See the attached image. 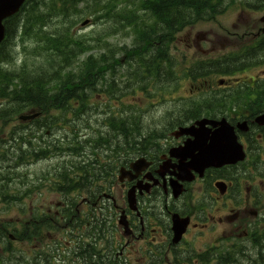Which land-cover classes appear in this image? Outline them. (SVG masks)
<instances>
[{
	"label": "rangeland",
	"instance_id": "rangeland-1",
	"mask_svg": "<svg viewBox=\"0 0 264 264\" xmlns=\"http://www.w3.org/2000/svg\"><path fill=\"white\" fill-rule=\"evenodd\" d=\"M45 1L48 2V0ZM94 1L96 0H89V2L87 1L78 4L77 9H79L80 13H77L74 10H70V12L66 16H63L57 14L56 12H53L51 18L49 20H46L47 25L44 27L45 31L56 32L60 30L59 32H63V30L61 29H63L64 27H69L71 33L78 37L81 36L82 39L86 40V42L91 45L90 53L94 54L95 56H99L102 53L108 52L110 48L117 47L118 50L122 47V45L131 46V34H133V31L130 29V27L122 29L120 22L116 21L114 18L110 16L101 17L105 10L100 4H104L105 2L97 0V3H95ZM112 1L113 0H106V3ZM248 1L254 0H224L225 7L223 8V12L216 17L215 21H203L197 23L193 26L185 28L177 34L178 39L176 41V46L171 45L170 48L175 55L174 61L176 63L175 65L177 68V76H180V80L183 79L184 70H186V67H188L189 65H192L193 63L200 60L220 57L221 55L236 50L237 46L240 44L239 38L241 37V35L246 31L254 32L256 30V27L259 25V17L264 12V6H248ZM23 15L24 12H22V16ZM44 28L43 26L37 27L34 24H30L29 31L31 33L29 35H24L21 38L16 37L13 39V41L16 42V46L14 49V51L16 52L14 53V60L12 62H7V65L9 67L8 69L14 71L15 75L17 76L14 80L15 85L20 84L19 79L20 77H22V75L28 72L32 73V71L37 70L42 72L45 68V66H42V69H38V65H40L41 63L37 64V62L44 60V58L46 57V53L43 52L42 54H40V52L38 53V50L36 49L38 40V35L36 32L39 29L44 30ZM196 33H206L209 37V40L206 42H202L199 47H197L196 45L189 47L188 42L189 44L191 43L192 37H194ZM52 54L55 55L53 57V64L57 66L62 58L59 57L56 52H54V49ZM86 55L87 54H84L82 58H85ZM118 56H121V54H119ZM9 60L10 57L7 58V61ZM24 60L26 62L25 65ZM263 71L264 62L259 65H253L251 66V69L235 73L234 75H223L221 73L213 72L208 77V81L211 84L209 90H219L217 82L219 78H227L231 83H235L239 80H247L250 77L262 75L264 74ZM44 75V78L42 80L40 79L41 85H43L44 80L48 78L47 74ZM186 83L187 80L182 81V90L180 91V94L188 97L191 95V93L189 91V85ZM121 87V90L118 91L117 87L110 94L105 91V88L103 86L99 87L98 90H93L91 92L89 99L92 102V106L94 108L90 110L87 109L78 120L82 124L79 132L80 139L92 137L95 140L96 138H98V136H104L108 139L111 138L112 145L114 144V141H116L117 139L119 140V135H115L113 132L114 128H109L107 125H105L107 124L105 118L113 112L117 113L120 107V103L122 102H131V104L140 106L143 111H145L141 117V121L146 127L149 126V124H153L152 121L154 119L156 120L157 116H159L163 112V110L167 111L169 109L167 103L164 107L154 108L153 110L142 91H139L135 94L129 93L131 85L128 82H123L121 84ZM15 94H18V92H12L11 94H9V96L11 97ZM20 98L21 96H16V98H14L15 102H12L11 105H20L22 103L21 100L25 99ZM4 106H8V103L6 101L0 103V109ZM171 106H173V102L171 103ZM18 115V113L14 114L11 117L12 119L7 122L6 126H3L0 129V132L4 131L1 138L9 137V131L12 130L14 131V138L18 140H13L12 143L11 140H6L5 142L0 140V146L3 150L8 149L10 147V143L14 145V147L9 148L6 157H0V171L2 173H6L7 171H16L19 174L16 176V178L11 175L12 178L10 180L3 178V175L0 174V189L7 190V192H9L10 194L20 193L22 194V198L21 200L17 201L5 202L4 197L0 196V220H25L27 218V215L26 213L22 212L21 207H23L28 212L30 210V206L39 207L47 205L52 196V190L49 188V185L45 184L41 189L33 191L31 196L23 195L28 189L29 184H33L32 182L36 179L35 173H38L39 176L44 175L46 167L50 163V160L41 159L38 161L29 160V162H19L20 160L29 159H18V157L16 156L17 154L21 153L20 150L15 148L19 143V136L24 135L27 136V138L32 139L34 132H36L37 136L39 137L41 135V131L39 129L36 130V127L34 129H23L21 127L22 122H20V120L18 119ZM0 124H2V121L0 122ZM120 124L124 126V122H120ZM128 133H132L130 128L127 129V134ZM64 136V123H62L61 126L58 125L54 128V133L48 130V128L43 130V136L39 141L42 145H46L47 142ZM123 140L124 138L120 139L119 141L122 142ZM100 148L103 149L106 153H109L108 148L102 146H100ZM62 157L68 159L72 158L69 151H65V154ZM73 157L75 159V155H73ZM262 158H264V154L262 155ZM60 159L61 158H56V160L52 161L55 162L59 161ZM75 161L77 160L75 159ZM15 163L18 164V166L14 165ZM251 168L254 172H264V161H258ZM116 195L118 196V192L116 193ZM261 201L264 206V197L261 199ZM227 223L231 224L232 222ZM11 225L13 226V224ZM210 242L206 241V243L196 246V250H200L202 248L205 249L207 244H209ZM27 246L28 245L24 247L28 248ZM244 250L246 251V255H248L255 249L252 246H248L247 248H244ZM190 251L193 252L192 249ZM203 251L204 250H200V252ZM16 252L18 251L16 250ZM192 256L193 258L191 260L195 258V254H192ZM137 258L138 257L129 258L130 263L145 264L139 258ZM245 258L248 259V256ZM166 259L167 261L162 260L160 264H170L168 261L169 258L166 257ZM254 264H257V262L255 261Z\"/></svg>",
	"mask_w": 264,
	"mask_h": 264
},
{
	"label": "flooded vegetation",
	"instance_id": "flooded-vegetation-1",
	"mask_svg": "<svg viewBox=\"0 0 264 264\" xmlns=\"http://www.w3.org/2000/svg\"><path fill=\"white\" fill-rule=\"evenodd\" d=\"M176 128V127H175ZM175 128H165L160 134L156 141L147 142L142 144L143 149L139 154H130L127 152V158L123 165L128 169L125 177L122 180L117 181L114 177V173L109 175L106 179V186L101 190L103 194L104 202L101 206V225L105 228L111 218L107 214H114L116 212H123L125 219L129 225L128 232L126 234L117 233L116 239L121 241L123 244L117 253L113 256L125 255L132 256L139 252L138 248L144 253L148 261H157L162 258L161 253L164 251V246L167 250L175 249L182 243L191 242L186 239L188 233L192 229H197L196 225L200 224V230L206 232L207 236L205 240H211L213 227H217L223 223L232 222L228 227L223 225L219 228L220 234L225 236L228 231L230 233L237 234L240 238H246L248 234L247 223L245 221L248 213H253L251 209H242L236 207H228V203L225 202L223 209L228 210L223 214V217H217L214 219L217 221L216 224H212V214L210 209L207 207L206 195H211L213 192L216 197L219 198L218 191L213 188L214 181L210 184L211 190H208L211 176L210 174H204V178L196 177L193 181H181L183 192L176 196L174 195L176 189L175 179L178 176L183 177V173L180 166L189 163V157L182 158V156H188L186 154H172L170 151L183 144V142L189 138V135H183L175 137L172 133ZM259 130V129H258ZM264 130L258 131V137L264 136ZM249 135H243V139L246 142L247 148L249 147ZM137 157L145 158L146 166H140L137 169L131 170V163L137 159ZM141 164V163H140ZM139 164V165H140ZM138 165V166H139ZM137 166V167H138ZM224 169H221V175L219 180L226 182L227 193L230 200L235 201L238 197H241L242 193V181L243 179L237 178L235 175H228L226 172L222 173ZM172 179V180H171ZM171 180V183H170ZM174 180V182H173ZM215 180V179H214ZM173 182V184H172ZM120 186L119 190L116 191L115 187ZM133 189V190H131ZM246 194H250V186L244 188ZM90 192V191H88ZM118 192V196L116 193ZM129 192L134 193L135 203L131 205L128 194ZM99 194L92 201L87 196L81 197L76 202L75 211L79 220L71 225L68 223H59L54 220L53 216L49 217L50 221L45 223V244L41 246V243L34 245L36 253L30 260L29 264H67V253L72 251L76 247L78 253L79 247L83 244L84 240V224L81 219V208L89 202L93 205L99 203ZM67 201H58L54 204L56 206L63 205ZM197 202V205L195 203ZM62 206V207H63ZM134 207L136 210L132 209ZM51 211V209H49ZM54 213H59L55 211ZM179 213L182 217L190 218V225L187 228L186 233L177 246L172 243L173 239V228H172V217L173 214ZM88 224V223H87ZM60 227L65 229L60 232H52L51 227ZM70 227L71 233L68 238L67 228ZM86 233H90L86 231ZM13 234L14 237L11 235ZM103 234L114 240L113 233L103 230ZM252 234V233H251ZM36 239V238H34ZM23 243L24 239L17 238V235L10 233L8 229L4 227L3 223H0V264H21L20 258L13 257L12 262L7 256L10 253L9 245L12 249L13 242ZM82 252V251H81ZM114 252V245L106 250V255L103 256V260L111 257ZM185 253H182L184 257ZM23 264V263H22Z\"/></svg>",
	"mask_w": 264,
	"mask_h": 264
},
{
	"label": "trees",
	"instance_id": "trees-1",
	"mask_svg": "<svg viewBox=\"0 0 264 264\" xmlns=\"http://www.w3.org/2000/svg\"><path fill=\"white\" fill-rule=\"evenodd\" d=\"M57 1H69L71 5H76L82 0H50V6L55 8ZM116 4H120L119 2H116ZM132 9L127 10L126 13L127 16L130 17L131 22L134 23V26L136 27L139 23L141 25L144 24L145 20L139 13L142 9L154 16L158 22L160 23V26L158 29L154 32H148L146 37L144 34H140L141 40L146 41V39H149L151 42L155 41L156 38H160L162 41V45L166 43V40H170L172 37L173 29L176 25H178V28H182L187 24H190L192 22L201 20V19H207L211 20L216 17L217 14L221 12V9L223 7V0H142L138 2H133L130 6ZM32 8V7H30ZM121 13V14H122ZM38 18V14L35 15L31 11L27 13V15L23 18L19 17V15H15L14 17L7 20V38L6 40L0 45V99H6L8 106H4L0 109V122L2 121L1 125H5V120H9V116L14 115V113H19L21 110L26 108L28 105L40 107L43 112L46 114V120L45 122H39L37 123L36 130L42 128L43 126H46L48 128H54L56 126V120L62 119L63 121L70 122L73 120L72 117H69V112H73L76 116L82 112L84 109L83 103L86 101L85 93H84V87L82 83L76 82V74H70V72H65L64 75L60 76V73L58 70H53L51 72L46 73L45 70L41 71H32L28 72L22 77H20L19 85L14 84V80L16 79V75L14 71L9 70L7 67L3 66L1 63L3 61L7 62V58L10 57L12 59L13 54V43L10 41L11 37H14L17 33L18 27H20L24 21H27L29 19ZM44 20V18H43ZM13 26V27H12ZM25 31V30H24ZM147 31H144V33ZM45 37V43L44 47L46 48H52L55 50H60L62 53H64L65 48H68L69 46H81V42L75 39H72L68 32L67 34L59 33V35L55 36H49L50 34L47 32H43ZM146 34V33H145ZM154 35V37H152ZM64 45V46H63ZM63 46V47H62ZM160 47V46H158ZM162 55H164V52L161 49ZM254 51L248 52L244 54V59H248L250 54H253ZM161 55V57H162ZM74 54H65L63 57V61L66 63H69ZM159 55L155 54L152 57L153 62H156L155 59H157ZM159 57L161 60L162 58ZM166 58L165 55L163 56V59ZM167 59V58H166ZM148 61V60H147ZM224 63H226L227 68H233L234 70H239L237 67L239 65L238 61V54H227L225 55L222 60ZM149 62V61H148ZM40 64V63H39ZM91 67L88 66V69ZM148 74H154L155 67H148ZM5 69V70H4ZM38 69H42V65H38ZM201 71H204V73H200L199 75L207 74L204 65H202L199 68ZM8 70V71H7ZM166 70V69H164ZM170 70V67H169ZM53 72L57 73V83L54 85L52 83L53 78L51 77ZM193 70H188V74H193ZM88 73H93L92 70H88ZM44 74H47V79L44 80L43 85L40 84V79L42 80L44 78ZM49 75V76H48ZM193 77V76H192ZM46 78V77H45ZM90 79V76H89ZM12 88V89H11ZM51 90L52 96H48L49 91ZM18 92V94H15L14 96H9L12 92ZM243 96L246 97L244 99L245 104L252 105L255 110L264 109V82L263 83H255V84H245L242 89ZM16 96H21L22 103L20 105H11L14 101V98ZM20 98V99H21ZM27 103H26V101ZM238 103V99H218L214 97L212 100L210 99V112L212 116H216L218 114H224L226 115L227 111H230L232 107ZM58 110L60 111L56 115H52L53 111ZM198 111V107L195 106L193 109V114ZM9 118V119H7ZM122 122V121H121ZM135 124V122H133ZM133 124L131 126L133 127ZM110 125H113V123L110 122ZM114 134L119 135L120 139H123L125 137V132L127 128L120 124L118 121L116 125L114 124ZM68 129L71 132V134H74L76 131L75 125L69 123ZM131 132L133 134L139 133L138 129H132ZM3 132H0V135L3 134ZM14 131H12L9 134V138L18 141L13 137ZM75 135V134H74ZM134 136V135H133ZM107 139V138H105ZM119 139V140H120ZM0 140L5 142L7 139H3L0 137ZM111 140V138H110ZM118 139L114 141L113 145L110 141V145L108 146V149H112L117 151L115 144L117 145V142H119L121 145L124 144H131L135 141L134 138L132 139H125L122 142H120ZM118 143V144H119ZM94 146L96 145H102L101 141H98L96 139V142L93 143ZM119 144V145H120ZM31 145V139L27 138V136L20 135L19 136V143L18 147L19 150H23V146ZM52 149L45 150L44 148H40L39 151L33 152V150H29L30 154L33 156H39L43 153L48 152V150H57L60 151L63 150L61 145L53 144ZM107 147V146H106ZM55 148V149H54ZM75 150V149H74ZM1 157H6V152L0 154ZM247 255L242 257V261L246 264H254V261L250 259V256L248 255V259H246ZM229 260L225 262L224 264H235L234 262L236 259L232 255H228ZM257 264H264V255L260 254L259 256H256ZM117 264V263H116Z\"/></svg>",
	"mask_w": 264,
	"mask_h": 264
},
{
	"label": "water",
	"instance_id": "water-1",
	"mask_svg": "<svg viewBox=\"0 0 264 264\" xmlns=\"http://www.w3.org/2000/svg\"><path fill=\"white\" fill-rule=\"evenodd\" d=\"M23 0H0V40L4 35V27L2 20L18 9ZM264 20V18H263ZM260 124H264V114L258 118ZM206 122H211L214 126H219L211 135L206 131L197 132L196 129L191 130L195 139L186 143L183 149L196 150L197 154L192 155L194 160L193 167L200 170L209 165L220 166L224 163L234 162L242 158L241 145L237 143L236 136L231 126L225 118L219 121L203 120L199 123L204 127ZM238 127L245 129V123L238 124Z\"/></svg>",
	"mask_w": 264,
	"mask_h": 264
}]
</instances>
